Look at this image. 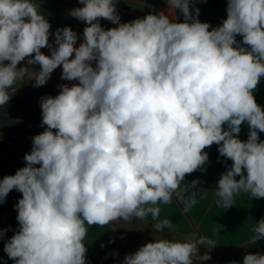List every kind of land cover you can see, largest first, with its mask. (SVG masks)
I'll return each instance as SVG.
<instances>
[{"label":"clouds","instance_id":"obj_1","mask_svg":"<svg viewBox=\"0 0 264 264\" xmlns=\"http://www.w3.org/2000/svg\"><path fill=\"white\" fill-rule=\"evenodd\" d=\"M166 2L183 22L161 11L121 23L115 0H79L83 6L70 15L87 26L76 47L69 26L50 42L51 25L34 0H0V107L25 78L45 86L62 66L61 79L78 81L41 98L46 128L32 137L26 166L0 179V204L10 191L22 193L19 227L3 248L15 264H87L89 226L149 214L153 241L122 264L210 260L214 240L155 234L175 231L159 219V204L175 196L188 212L207 195L199 180L183 182L206 164L204 150L214 143L232 161L218 180L216 203L230 208L241 192L264 198V109L253 94L264 77V0H227V18L211 30L199 8L190 11L194 0ZM100 18L118 26L105 30ZM244 122L246 141L237 138ZM254 233L255 245L264 239V218ZM243 264H264V254H245Z\"/></svg>","mask_w":264,"mask_h":264},{"label":"crops","instance_id":"obj_2","mask_svg":"<svg viewBox=\"0 0 264 264\" xmlns=\"http://www.w3.org/2000/svg\"><path fill=\"white\" fill-rule=\"evenodd\" d=\"M34 2L39 5V12L46 17L51 25L50 42L54 41V33L57 28L69 26L78 35L75 45L78 47L83 41V29L87 25L85 22L72 17L70 11L83 6L79 0H34ZM115 2L121 23L161 11H164L166 15L170 14L175 17L178 22H183V15L178 10H172L166 0H115ZM194 8L200 10L198 19L210 24L209 30L221 25L222 21L227 18V0H194V3L190 5V11ZM99 22L105 30L118 26L103 18H100ZM236 39L242 42L241 36L238 35ZM42 50L45 55H50L48 48ZM29 67L39 70V65ZM61 74L62 72L53 71L45 86L33 87L34 81L27 78L22 82L18 81L13 86L16 90L11 95L8 104L0 107V163L16 169L26 166L23 158L32 149V137L40 134L46 128V125L42 126L41 123V98L56 96L60 91L58 86L61 84H67L71 87L78 83V81L61 79ZM253 94L256 102L264 109V77H261ZM224 128L227 130V125H224ZM248 133L249 125L244 122L237 138L246 141ZM258 136L260 140L264 141V132L258 131ZM204 151L208 153V161L201 170L186 175L183 183L188 184L193 180H199L198 187L206 188L208 190L207 195L204 199H198V203L193 205L188 212L183 211V203L173 196L170 204L161 203L158 205L160 208L159 219H168L174 224L175 231L173 234L186 237L204 236L214 240L216 245L210 254L230 253L248 248L252 245L251 240L255 235L256 224L264 218V198H253L249 193L241 192L234 196L232 207L226 209L218 205L216 201L219 198L215 195L218 180L221 174L231 167L232 161L220 156L218 145L215 143ZM153 223L155 221H152L151 214H149L143 220L133 218L132 221L125 222L121 219L104 227L90 226V249L96 255H102L100 252H95V249L99 248V243L95 241L100 240V238L97 239L94 235L109 233L110 229H113L112 232L115 233L126 230L134 233L140 227H147V230L153 232ZM220 226V231L217 233L216 229ZM163 231L172 233L168 229ZM9 239L8 237L0 239V264H15L14 260L9 259L3 251L4 244ZM199 250L204 253L208 251L205 246H200Z\"/></svg>","mask_w":264,"mask_h":264},{"label":"rangeland","instance_id":"obj_3","mask_svg":"<svg viewBox=\"0 0 264 264\" xmlns=\"http://www.w3.org/2000/svg\"><path fill=\"white\" fill-rule=\"evenodd\" d=\"M54 72L61 73L62 66L54 70ZM110 232L103 235H94L97 239L95 241L99 243V248L95 249V252L102 253L108 259H111L115 264H122L125 254L133 253L137 251L141 246L147 242L153 241L154 234L152 231L147 230V227H140L137 232L132 233V231L126 230L125 232ZM168 238V239H180L183 240L187 238L183 235L173 234L167 231L155 234V238ZM86 245L90 248V226L88 228V234L85 239ZM103 245V246H101ZM201 254L204 252L199 250ZM117 255H113V254ZM254 253L252 251V245L243 250H236L230 253L218 252L217 254H210L211 259L206 261L194 260V264H231L232 261H236L237 264H243V257L245 254Z\"/></svg>","mask_w":264,"mask_h":264},{"label":"trees","instance_id":"obj_4","mask_svg":"<svg viewBox=\"0 0 264 264\" xmlns=\"http://www.w3.org/2000/svg\"><path fill=\"white\" fill-rule=\"evenodd\" d=\"M42 52H44L41 49ZM18 169L0 163V179L6 175H14ZM22 198V193L15 189L10 191L4 203L0 204V229H6L4 237L11 238L15 231L18 229V221L16 219L18 213L15 205L18 200ZM87 247V245H86ZM252 251L254 253L264 254V239L252 244ZM87 264H115L111 259L103 255H96L90 248L87 247Z\"/></svg>","mask_w":264,"mask_h":264},{"label":"built area","instance_id":"obj_5","mask_svg":"<svg viewBox=\"0 0 264 264\" xmlns=\"http://www.w3.org/2000/svg\"><path fill=\"white\" fill-rule=\"evenodd\" d=\"M93 66H95V62H93Z\"/></svg>","mask_w":264,"mask_h":264}]
</instances>
